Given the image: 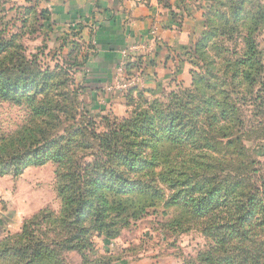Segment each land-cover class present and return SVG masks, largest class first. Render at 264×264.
Returning <instances> with one entry per match:
<instances>
[{"label":"rangeland","instance_id":"374dc122","mask_svg":"<svg viewBox=\"0 0 264 264\" xmlns=\"http://www.w3.org/2000/svg\"><path fill=\"white\" fill-rule=\"evenodd\" d=\"M20 2L0 0V80L26 86L0 84V264L37 245L50 264H264V0L204 2L206 46L163 89H124L123 115L91 110Z\"/></svg>","mask_w":264,"mask_h":264},{"label":"crops","instance_id":"0c3cea01","mask_svg":"<svg viewBox=\"0 0 264 264\" xmlns=\"http://www.w3.org/2000/svg\"><path fill=\"white\" fill-rule=\"evenodd\" d=\"M204 2L212 0H22L14 6L39 17L44 36L60 41L58 53L91 110L107 107L123 115L129 85L136 86L128 92L147 94L169 84L183 51L194 47L205 28ZM116 82L122 86L107 89Z\"/></svg>","mask_w":264,"mask_h":264},{"label":"trees","instance_id":"16d2710c","mask_svg":"<svg viewBox=\"0 0 264 264\" xmlns=\"http://www.w3.org/2000/svg\"><path fill=\"white\" fill-rule=\"evenodd\" d=\"M217 2H218V0H216ZM211 7H212V5H209L208 6V8H207V11H206V13H205V21H207V19H206V16H208L209 15V13H210V9H211ZM209 19V18H208ZM204 21V22H205ZM211 37L210 36H207V34H206V32H202V34H201V37H200V39L197 41V43L194 45V47H191V48H189L186 52L187 53H189V54H191V56L192 55H195L196 54V52L199 50V48H201L202 46H206V43H207V41L210 39ZM3 38H0V42L1 41H3L2 40ZM0 45H1V43H0ZM2 47H3V49L5 48L6 49V47H8V48H12L13 47V44L10 42V40H8V42H4V43H2ZM15 48H18V47H20V46H17V45H15L14 46ZM7 48V49H8ZM3 52H5V50H0V53L2 54ZM14 54V56H16V54L17 53H15L16 52V50L15 51H12ZM199 52V51H198ZM12 59V58H11ZM13 61H15V58L14 59H12ZM70 65V64H69ZM71 65H75V64H71ZM29 66H31V64H29ZM68 69H71L69 66H67V69L65 68V70H64V72L66 73L67 71L69 72V70ZM5 71V70H4ZM63 71V70H62ZM26 72H29V74H27V76H26V78H29V77H31V79L33 78L35 81H36V78L38 77V75L36 74V73H34L35 71L34 70H31L30 71V69L28 68L27 69V71ZM25 72V73H26ZM38 72V71H37ZM2 71H0V77H2ZM24 73V69L22 68L20 71H19V76H17V78L15 79V78H13V77H11V75H10V73H8V72H6L5 71V77L3 78L4 80L3 81H1L0 80V84H1V88H2V91H4V96L6 95V93L9 91V90H12L13 91V93H15V92H17V91H20V90H22L23 88L25 89V87L26 86H22V85H20L21 84V82H19L18 81V78H20V75H22ZM40 72H38V74H39ZM18 75V74H17ZM50 72H47V76L46 77H49L50 78ZM25 79V78H24ZM131 90V89H130ZM129 90V91H130ZM140 93H142V92H138V95H141ZM131 94V93H130ZM173 120V119H172ZM172 125V124H171ZM109 128L111 127L112 128V126H108ZM113 132H115V130L114 131H111V134L110 135H113ZM99 142L101 143V144H105L106 143V140H105V138H101L100 140H99ZM17 160H19V158H17L15 161L17 162ZM80 199H78L77 200V203L78 204H80ZM27 251H28V253H29V255H30V258L31 259H29V261L27 262V264H34V263H36V264H50V262H45V260L46 259H48V260H50V261H54L53 259H51V258H46V256L44 255V253L45 252H47V251H45V250H43V249H41V248H38V245H37V247L36 248H32V249H27ZM51 251V250H50ZM7 252L6 251H4L3 253L1 252V255H5ZM205 255H207V253H204ZM14 257H16V258H19V255H18V252L17 251H15V252H13V254H12ZM211 258V260H214V258H213V255L210 257ZM253 264H255V263H253ZM257 264H259L258 262H257Z\"/></svg>","mask_w":264,"mask_h":264},{"label":"built area","instance_id":"2783aa9c","mask_svg":"<svg viewBox=\"0 0 264 264\" xmlns=\"http://www.w3.org/2000/svg\"><path fill=\"white\" fill-rule=\"evenodd\" d=\"M152 35L155 36V31L152 32ZM153 38H154V37H153ZM152 40H153V39H152ZM124 56H126V53H125V52H124ZM124 65H125L124 62H121V63L119 64V67L117 68V73H118V74H123V71H124ZM135 79H136V78H135ZM135 79H134V80H135ZM118 84H119V83H118ZM114 85H115V84H110L109 86H107V89L111 91V90L113 89Z\"/></svg>","mask_w":264,"mask_h":264}]
</instances>
